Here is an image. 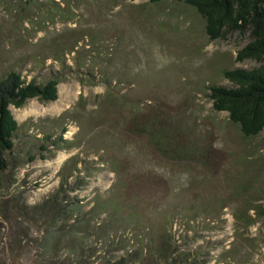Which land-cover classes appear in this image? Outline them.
Here are the masks:
<instances>
[{
  "label": "rangeland",
  "instance_id": "obj_1",
  "mask_svg": "<svg viewBox=\"0 0 264 264\" xmlns=\"http://www.w3.org/2000/svg\"><path fill=\"white\" fill-rule=\"evenodd\" d=\"M205 24L179 0H0V76L60 78L56 100L11 106L0 264H40L48 224L34 211L62 183L63 223L77 222L62 245L80 238L82 264L127 251V263L159 264L144 244L170 234L198 263L264 264V131L245 135L208 88L259 64L236 58L253 35L211 40ZM44 131L57 141L47 151Z\"/></svg>",
  "mask_w": 264,
  "mask_h": 264
},
{
  "label": "trees",
  "instance_id": "obj_2",
  "mask_svg": "<svg viewBox=\"0 0 264 264\" xmlns=\"http://www.w3.org/2000/svg\"><path fill=\"white\" fill-rule=\"evenodd\" d=\"M179 1L193 6L204 17L206 33L211 40L221 38L229 31L251 29L252 40L237 51L236 58L238 61L254 59L259 64L251 68L226 69L223 75L231 84L210 85L209 97L214 109L228 112L230 119L239 125L245 135H256L264 131V0ZM59 83L60 78L56 76L39 82L35 79L28 80L21 71L15 69H9L0 76V177L10 166L9 155L14 151L15 138L20 126L11 106L23 107L32 98L54 101L58 98ZM66 130L67 128L63 127L60 138ZM40 140L39 149L43 151H47L50 144L55 146L57 142L49 131L42 132ZM37 156L33 154L29 160H35ZM39 156L46 158V154L42 152H39ZM64 186L62 183L54 193L36 206L34 211L35 215L48 224L41 240L40 264L81 263L79 258L81 253L79 254L77 249L81 245V240L77 233L75 234L79 241L77 244L62 245V238L73 234L77 226V222L74 221L69 224L63 223L67 222V216L73 217L69 215L71 204H68L67 208L64 203L66 198ZM152 240L151 237L148 242L152 243ZM177 243L178 240L170 234L160 243L144 246L145 251L148 247L157 256L159 264H188L187 262L202 264L197 262L196 248L190 253H182ZM126 253L127 256H121L115 260V264H131L127 263L130 253L128 251Z\"/></svg>",
  "mask_w": 264,
  "mask_h": 264
}]
</instances>
